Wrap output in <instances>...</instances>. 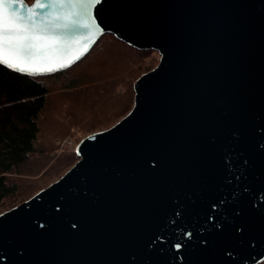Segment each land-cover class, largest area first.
Listing matches in <instances>:
<instances>
[{"label":"water","instance_id":"1","mask_svg":"<svg viewBox=\"0 0 264 264\" xmlns=\"http://www.w3.org/2000/svg\"><path fill=\"white\" fill-rule=\"evenodd\" d=\"M34 10L51 23L27 58L9 49L4 16L5 60L44 70L26 76L71 68L106 34L159 58L134 81L126 115L82 138L57 180L0 213V264L264 262V0Z\"/></svg>","mask_w":264,"mask_h":264},{"label":"trees","instance_id":"2","mask_svg":"<svg viewBox=\"0 0 264 264\" xmlns=\"http://www.w3.org/2000/svg\"><path fill=\"white\" fill-rule=\"evenodd\" d=\"M105 38L125 49H119L124 56H118V63L113 59L118 66L73 74L79 65L92 59ZM152 52L133 49L106 34L83 60L54 75L30 77L0 65V213L31 197L44 188L46 182L59 178L78 160L73 150L55 157L58 146L54 140L63 138L41 120L45 116L51 120L55 111L63 107L67 111L65 119L57 118L62 133L70 129L71 123L89 116L94 120L86 124L90 129L88 134L102 130L97 126L100 124L95 123L107 125L106 120L124 116L130 110L133 83L152 69L150 63L144 62ZM119 87L123 88L121 92ZM75 99L81 103L77 110Z\"/></svg>","mask_w":264,"mask_h":264},{"label":"snow or ice","instance_id":"3","mask_svg":"<svg viewBox=\"0 0 264 264\" xmlns=\"http://www.w3.org/2000/svg\"><path fill=\"white\" fill-rule=\"evenodd\" d=\"M100 0H34V3L29 6L25 4V0H0V65L10 67L13 71H20L25 75H39L44 70H37L28 66L27 64L6 61L4 58L6 32L4 27L5 12L8 11L11 26L7 30V40L9 49L17 55H23L26 58L31 56V49L33 48L32 40L38 39L41 35L47 32V25L51 21L44 19L38 20L37 17L50 15L39 10H34L39 5V9H46L50 4L62 3H78V4H98ZM6 5L23 6L25 11L21 13L19 7H12L6 9ZM30 13V15H29ZM68 28L69 25H63ZM71 64L64 67H70ZM59 71L60 69H47V71Z\"/></svg>","mask_w":264,"mask_h":264},{"label":"rangeland","instance_id":"4","mask_svg":"<svg viewBox=\"0 0 264 264\" xmlns=\"http://www.w3.org/2000/svg\"><path fill=\"white\" fill-rule=\"evenodd\" d=\"M119 49H124V48L120 47L119 45L118 46L115 45L108 38H105L104 40H102L101 43H99V47L97 49V53L92 57V59L84 62L81 65H79L76 69H74L72 71V73L73 74L74 73L77 74V73H80V72L88 71L89 69H90V71L93 70V69H94L93 71H97V70L100 71L102 69L104 70L106 68H109V67L114 66L115 63H113V59L116 61V63H118V61H117L118 56H120V58H122V56H124V54H122ZM158 58H159V56H158L157 52L153 51L152 53L149 54V56L145 59L144 62L146 63V65H148V63H150L151 68H154L157 65V63H158ZM142 60H144V58H142ZM116 66H118V64H116L115 67ZM51 81L52 80L48 81V83H51ZM122 90H123V88L122 87H119V91L121 92ZM133 96H134V92H133ZM92 99L94 100L95 98L92 97ZM89 101H90V98L88 97V101L87 102H89ZM73 102L75 103V105H74L75 108H76L75 110H77L78 105H80L81 103H80V101H77L76 102V99ZM54 103L55 102L53 101V104ZM83 104H84V102H83ZM132 105H133V100H132ZM132 105H131V107H132ZM49 110H52V106L50 107ZM48 112H50V111H48ZM66 113H67L66 108L64 110V108L62 107L61 110L60 109H57L55 111V116H52L53 118L51 120L48 119V118H46V116H45L44 119L41 120V123H43L45 121L44 122V125H45V123L47 122L49 124V128L52 127V128L55 129V131L59 132V134H60L59 137L60 138L70 139V140L73 141V144L76 145L82 138H84L85 136L88 135V131H90V129L87 128L86 124H88L89 122H91L92 120H94V117L89 116V117L82 118L78 122H73V123H71L70 129H68L66 133L65 132L62 133V131H60L59 128H58L57 118L65 119L64 114H66ZM126 114H124V115H126ZM122 117L123 116H117L116 115V116H113L110 119L106 120L105 122H108V124H107L108 126L106 124H104V122H102V123H95V124H100V125H97V126H98L99 129H102L103 130V128L106 129V128L110 127L111 125H113L114 123H116ZM48 124H47V126H48ZM43 130H44V128L42 129V132H43ZM55 137H57V136H55ZM56 140H54V141L56 142ZM68 151H72V149L70 148ZM64 152H66V151H64ZM60 154H65V153H61L59 151L58 152L56 151V156L55 157L59 156ZM72 159L74 160V158H72ZM70 167H71V165L69 166V168ZM35 178H39V177L38 176H35ZM49 184L50 183H47L46 182V184H44L43 186L46 187Z\"/></svg>","mask_w":264,"mask_h":264},{"label":"built area","instance_id":"5","mask_svg":"<svg viewBox=\"0 0 264 264\" xmlns=\"http://www.w3.org/2000/svg\"><path fill=\"white\" fill-rule=\"evenodd\" d=\"M56 145L58 146V151L59 152H64L68 151L70 148L73 150L74 149V144L73 141L70 139H58L56 140Z\"/></svg>","mask_w":264,"mask_h":264}]
</instances>
